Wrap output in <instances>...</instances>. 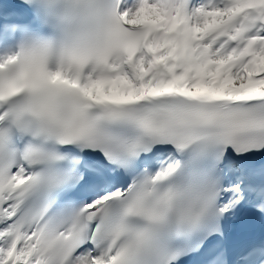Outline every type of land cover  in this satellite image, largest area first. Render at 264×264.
Returning a JSON list of instances; mask_svg holds the SVG:
<instances>
[{
	"label": "snow or ice",
	"instance_id": "obj_1",
	"mask_svg": "<svg viewBox=\"0 0 264 264\" xmlns=\"http://www.w3.org/2000/svg\"><path fill=\"white\" fill-rule=\"evenodd\" d=\"M0 264H264V0L0 4Z\"/></svg>",
	"mask_w": 264,
	"mask_h": 264
}]
</instances>
